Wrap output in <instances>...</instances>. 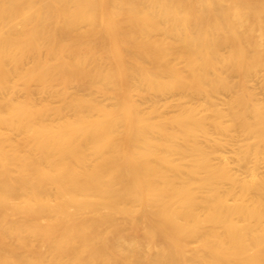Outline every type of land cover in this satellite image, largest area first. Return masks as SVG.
Listing matches in <instances>:
<instances>
[{"label":"bare ground","instance_id":"6f19581e","mask_svg":"<svg viewBox=\"0 0 264 264\" xmlns=\"http://www.w3.org/2000/svg\"><path fill=\"white\" fill-rule=\"evenodd\" d=\"M262 71L264 0H0V264H264Z\"/></svg>","mask_w":264,"mask_h":264},{"label":"rangeland","instance_id":"374dc122","mask_svg":"<svg viewBox=\"0 0 264 264\" xmlns=\"http://www.w3.org/2000/svg\"><path fill=\"white\" fill-rule=\"evenodd\" d=\"M250 88L252 90H255L257 93V97L259 100L264 102V71L260 72L258 75L253 76L250 81ZM173 98L172 96H159L158 100L162 104L168 100H171ZM227 98V93L220 94L215 98V100L222 104L224 100ZM200 109H203V107H200ZM172 111V109H170ZM214 136L218 137L217 134H214ZM245 137L242 136L240 139H244ZM235 148L236 145H225L221 147V151H223L229 158V161H233L234 155H235ZM234 165V164H233ZM263 170H264V164H262Z\"/></svg>","mask_w":264,"mask_h":264}]
</instances>
